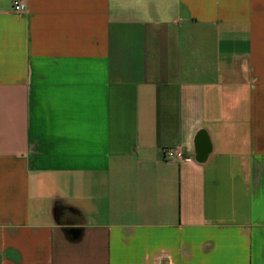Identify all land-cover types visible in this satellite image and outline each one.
Wrapping results in <instances>:
<instances>
[{"label": "crops", "instance_id": "obj_1", "mask_svg": "<svg viewBox=\"0 0 264 264\" xmlns=\"http://www.w3.org/2000/svg\"><path fill=\"white\" fill-rule=\"evenodd\" d=\"M12 1L0 264H264V0Z\"/></svg>", "mask_w": 264, "mask_h": 264}, {"label": "built area", "instance_id": "obj_2", "mask_svg": "<svg viewBox=\"0 0 264 264\" xmlns=\"http://www.w3.org/2000/svg\"><path fill=\"white\" fill-rule=\"evenodd\" d=\"M12 9L15 12L24 11L23 5L19 2V0L12 1ZM161 154L163 159H172V160H181L182 159V152L181 149L176 146H164L161 149Z\"/></svg>", "mask_w": 264, "mask_h": 264}]
</instances>
